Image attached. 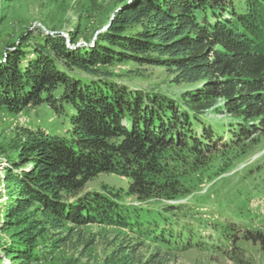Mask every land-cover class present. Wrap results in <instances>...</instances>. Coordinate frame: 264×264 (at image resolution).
Wrapping results in <instances>:
<instances>
[{
    "label": "trees",
    "instance_id": "obj_1",
    "mask_svg": "<svg viewBox=\"0 0 264 264\" xmlns=\"http://www.w3.org/2000/svg\"><path fill=\"white\" fill-rule=\"evenodd\" d=\"M119 1L89 45L26 29L0 54V110L44 103L68 120L65 135L19 127L12 138L0 201V228L15 229L4 245L10 264L49 260L66 224L156 229L160 220L148 221L150 213L83 191L97 174L125 177V193L141 202L175 201L191 157L195 171V158L217 145L264 134V0ZM126 62L163 67L172 83L196 86L181 104L130 88L106 68ZM220 99L238 118L224 126L227 139L214 137L203 116ZM128 256L118 244L103 264H129Z\"/></svg>",
    "mask_w": 264,
    "mask_h": 264
},
{
    "label": "rangeland",
    "instance_id": "obj_2",
    "mask_svg": "<svg viewBox=\"0 0 264 264\" xmlns=\"http://www.w3.org/2000/svg\"><path fill=\"white\" fill-rule=\"evenodd\" d=\"M119 3L0 0V54L26 29L61 33L67 38L73 34L77 47L89 45L106 29ZM106 68L120 84L166 95L178 104L196 86L172 83L171 74L160 66L126 62ZM222 103L217 100L203 116L212 125L214 137L227 139L224 126L235 125L238 118L226 111ZM19 127H40L51 134L65 135L68 120L64 114H54L44 103L29 104L17 113L0 110V201L5 200L3 166ZM230 145H217L195 158L201 163L195 171L190 170L194 157L190 158L189 164L181 168L184 196L175 201L141 202L125 193V177L97 174L86 182L83 191L108 194L130 210L140 209L141 216L150 213L148 221L160 220L156 229L153 226L141 234L119 226L66 224L60 234L66 239L49 251L51 258L28 264H103L118 244L129 254V264H264V134L255 133ZM14 231L13 227L0 228V264L11 262L4 245L12 241ZM48 244L40 241L41 246L49 248Z\"/></svg>",
    "mask_w": 264,
    "mask_h": 264
},
{
    "label": "water",
    "instance_id": "obj_3",
    "mask_svg": "<svg viewBox=\"0 0 264 264\" xmlns=\"http://www.w3.org/2000/svg\"><path fill=\"white\" fill-rule=\"evenodd\" d=\"M47 32V31H46ZM48 34H51L50 32H47ZM64 37H66L67 38V35L65 36L64 35ZM67 43H69V40H68V38H67ZM73 48H76L77 46L76 45H71Z\"/></svg>",
    "mask_w": 264,
    "mask_h": 264
},
{
    "label": "built area",
    "instance_id": "obj_4",
    "mask_svg": "<svg viewBox=\"0 0 264 264\" xmlns=\"http://www.w3.org/2000/svg\"><path fill=\"white\" fill-rule=\"evenodd\" d=\"M51 34L55 33V32H50ZM61 34V33H60ZM62 36H64L65 34H61ZM84 45H87L86 43ZM83 45V46H84ZM82 46V45H81Z\"/></svg>",
    "mask_w": 264,
    "mask_h": 264
}]
</instances>
